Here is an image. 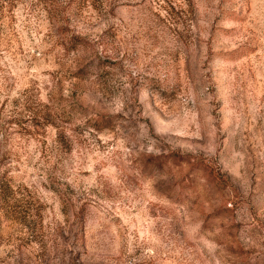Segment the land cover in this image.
Segmentation results:
<instances>
[{
  "label": "rangeland",
  "instance_id": "rangeland-1",
  "mask_svg": "<svg viewBox=\"0 0 264 264\" xmlns=\"http://www.w3.org/2000/svg\"><path fill=\"white\" fill-rule=\"evenodd\" d=\"M0 264H264V0H0Z\"/></svg>",
  "mask_w": 264,
  "mask_h": 264
}]
</instances>
